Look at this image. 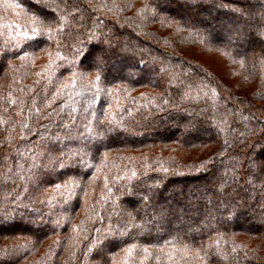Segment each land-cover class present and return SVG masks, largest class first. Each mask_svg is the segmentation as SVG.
I'll return each mask as SVG.
<instances>
[{"label": "trees", "instance_id": "obj_1", "mask_svg": "<svg viewBox=\"0 0 264 264\" xmlns=\"http://www.w3.org/2000/svg\"><path fill=\"white\" fill-rule=\"evenodd\" d=\"M0 264H264V0H0Z\"/></svg>", "mask_w": 264, "mask_h": 264}, {"label": "rangeland", "instance_id": "obj_2", "mask_svg": "<svg viewBox=\"0 0 264 264\" xmlns=\"http://www.w3.org/2000/svg\"><path fill=\"white\" fill-rule=\"evenodd\" d=\"M208 60L210 61V63H212L213 67H212L210 64H208V62H205V61H203V60H201V61H202V64L204 63L203 65H205V67L209 66V67H211L216 73L220 74V73L218 72V71H219V70H218V69H219V66H218L219 63H218V62H219V60L222 61L221 58H219V57H214V58H213V57H210V59H208ZM215 60L218 61V62L215 63ZM217 63H218V64H217ZM216 64H217V65H216ZM220 66H221V65H220ZM221 67H222V66H221ZM221 67H220V68H221ZM207 68H208V67H207Z\"/></svg>", "mask_w": 264, "mask_h": 264}]
</instances>
